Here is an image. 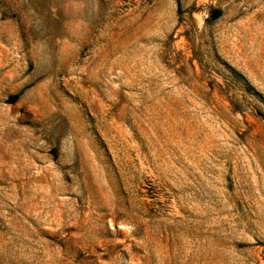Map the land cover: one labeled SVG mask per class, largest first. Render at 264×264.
<instances>
[{"label": "rangeland", "instance_id": "obj_1", "mask_svg": "<svg viewBox=\"0 0 264 264\" xmlns=\"http://www.w3.org/2000/svg\"><path fill=\"white\" fill-rule=\"evenodd\" d=\"M0 264H264V0H0Z\"/></svg>", "mask_w": 264, "mask_h": 264}, {"label": "trees", "instance_id": "obj_2", "mask_svg": "<svg viewBox=\"0 0 264 264\" xmlns=\"http://www.w3.org/2000/svg\"><path fill=\"white\" fill-rule=\"evenodd\" d=\"M221 16V10H213L207 21H215L217 20L219 17ZM19 97V94H15L13 96L10 97V103H14Z\"/></svg>", "mask_w": 264, "mask_h": 264}]
</instances>
